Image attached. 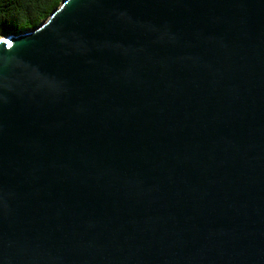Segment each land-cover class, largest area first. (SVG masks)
<instances>
[{
    "label": "water",
    "instance_id": "water-1",
    "mask_svg": "<svg viewBox=\"0 0 264 264\" xmlns=\"http://www.w3.org/2000/svg\"><path fill=\"white\" fill-rule=\"evenodd\" d=\"M0 264H264V0L1 36Z\"/></svg>",
    "mask_w": 264,
    "mask_h": 264
},
{
    "label": "trees",
    "instance_id": "trees-1",
    "mask_svg": "<svg viewBox=\"0 0 264 264\" xmlns=\"http://www.w3.org/2000/svg\"><path fill=\"white\" fill-rule=\"evenodd\" d=\"M62 0H0V37L37 26Z\"/></svg>",
    "mask_w": 264,
    "mask_h": 264
}]
</instances>
